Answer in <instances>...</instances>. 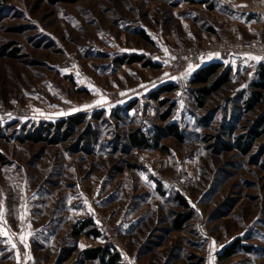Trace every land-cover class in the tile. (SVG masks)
Segmentation results:
<instances>
[{
  "label": "rangeland",
  "instance_id": "rangeland-1",
  "mask_svg": "<svg viewBox=\"0 0 264 264\" xmlns=\"http://www.w3.org/2000/svg\"><path fill=\"white\" fill-rule=\"evenodd\" d=\"M237 15L220 0H0V264H80L111 238L126 264H264V95L248 107L264 53L203 105L191 79L214 51L169 68L181 44L264 38ZM80 112L72 134L41 136ZM137 129L164 146H133ZM84 218L99 237L72 234Z\"/></svg>",
  "mask_w": 264,
  "mask_h": 264
},
{
  "label": "trees",
  "instance_id": "trees-1",
  "mask_svg": "<svg viewBox=\"0 0 264 264\" xmlns=\"http://www.w3.org/2000/svg\"><path fill=\"white\" fill-rule=\"evenodd\" d=\"M210 1V0H201ZM228 7V5H226ZM254 16V15H252ZM146 37V35L144 34ZM139 55L129 56L127 59H121L122 61H134L141 60ZM146 64H150V61ZM234 65L226 62H213L199 68L191 79L192 83L202 84L199 88H195L197 94V99L199 104L203 105L208 96L214 93L216 90L223 88L229 81H232L235 67ZM252 85L255 88L254 93L250 96L248 100V107H254L258 102L262 100L264 92V62H261L258 66V77L253 81ZM177 86L170 83L166 86V89H173ZM198 92V93H197ZM157 93H153L156 96ZM99 115V114H97ZM88 115L86 112H80L76 114L69 115L67 117L61 118L55 122H44L40 125L39 131L46 132L41 136H46L47 133H52L53 131L59 132V134H72L79 124L88 121ZM168 132L176 134L182 137L176 124H171L168 126ZM89 135L95 134V131L90 130ZM163 130L155 131L153 136H149L145 130L137 129L129 134L130 143L138 148H158L164 145L161 144L163 138ZM89 142V141H88ZM0 160H3V156L0 153ZM72 234L76 237H80L83 234L93 237H99L101 235L100 230L95 225L92 218H84L77 221L73 226ZM238 244L235 243L229 246V250L226 255H221V258H228L235 255L239 251ZM241 245V244H240ZM239 245V246H240ZM247 247V246H243ZM73 253V249H70L66 256H70ZM80 264H87L90 261H95L97 264H126L123 260L122 253L112 246L111 244H98L87 247L83 249L79 257Z\"/></svg>",
  "mask_w": 264,
  "mask_h": 264
},
{
  "label": "built area",
  "instance_id": "built-area-1",
  "mask_svg": "<svg viewBox=\"0 0 264 264\" xmlns=\"http://www.w3.org/2000/svg\"><path fill=\"white\" fill-rule=\"evenodd\" d=\"M226 5L233 8H238L235 0H220ZM252 9V7H249ZM259 13L264 17V9L259 7ZM219 52V54L225 58L229 59L235 54L243 53L246 51H252L257 53H264V38L261 36H255L250 39H246L241 33L236 34L233 38L227 39L225 36H221L220 39L214 41L211 45L206 47H200L198 45L187 46L181 44L175 49L174 59L170 63L169 68L172 74L178 73L184 67H186L193 60L198 59L201 55L206 54L207 51ZM108 96L111 100L117 101L120 96L114 91L109 92ZM113 244L117 247L122 245L111 238ZM111 244V243H110ZM114 245V246H115ZM22 264H36L32 259H28L26 262L23 261Z\"/></svg>",
  "mask_w": 264,
  "mask_h": 264
},
{
  "label": "crops",
  "instance_id": "crops-1",
  "mask_svg": "<svg viewBox=\"0 0 264 264\" xmlns=\"http://www.w3.org/2000/svg\"><path fill=\"white\" fill-rule=\"evenodd\" d=\"M237 1L239 2V7L238 8H233V7L228 5L229 10L235 11L236 14H238L237 17H236L238 20H234V22L242 21L243 23H245V24H247L249 26L254 25L255 22H258V23H261V24L264 23V17L259 13V11H252L253 8L252 9L248 8L249 0H237ZM259 3L261 5V7L264 9V0H260ZM252 15H254V16H252ZM233 24L234 23L232 22L231 26H233ZM249 30H251V28ZM214 53H215V55L211 56V58H212L211 60L223 61V62L232 64L234 66H236L238 64V61L241 60L242 56H245V55H247L249 53H256L257 54V52L246 51V52H243V53L235 54V56H232L229 59H225L219 54V52H214ZM258 54H262V53H258ZM204 56L206 58L207 53ZM235 57H237V58H235Z\"/></svg>",
  "mask_w": 264,
  "mask_h": 264
},
{
  "label": "snow or ice",
  "instance_id": "snow-or-ice-1",
  "mask_svg": "<svg viewBox=\"0 0 264 264\" xmlns=\"http://www.w3.org/2000/svg\"><path fill=\"white\" fill-rule=\"evenodd\" d=\"M164 51L167 52L168 50L165 48ZM174 58H175V57H173V59H174ZM252 59L259 60L260 57H252ZM165 63H167V61H165ZM165 75H168V74L166 73ZM86 107H90V106H86ZM23 240H24V237L21 236V241H23ZM212 243H213V245H214V244H215V241H213ZM13 247H15V245H13ZM210 259H211V257H210Z\"/></svg>",
  "mask_w": 264,
  "mask_h": 264
}]
</instances>
